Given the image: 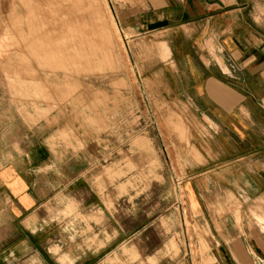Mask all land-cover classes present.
Instances as JSON below:
<instances>
[{"label":"crops","instance_id":"1","mask_svg":"<svg viewBox=\"0 0 264 264\" xmlns=\"http://www.w3.org/2000/svg\"><path fill=\"white\" fill-rule=\"evenodd\" d=\"M128 5L124 19L134 22L127 27L134 31L131 37L160 35L159 49L167 57L162 75L176 100L193 118L208 117L221 128L206 144L204 163L215 168L176 178L182 199L178 216L185 206L191 214L202 210L210 228L220 221L226 231L176 240L195 247L173 259L169 239L154 248L152 207L133 205L122 216L114 205L84 204L78 198L86 190H73V155H57L22 134L11 136L8 112H0V264H264V236L235 231L229 202L238 192L227 187L246 181L250 189L244 196L261 199L264 211V0H131ZM193 145L199 149L196 141ZM238 162L245 170L236 176L227 166ZM198 177L225 187L201 190ZM202 196L208 198L205 205ZM218 210L224 215L217 216ZM259 211L254 216L262 224ZM168 212L167 207L160 219H168Z\"/></svg>","mask_w":264,"mask_h":264},{"label":"rangeland","instance_id":"2","mask_svg":"<svg viewBox=\"0 0 264 264\" xmlns=\"http://www.w3.org/2000/svg\"><path fill=\"white\" fill-rule=\"evenodd\" d=\"M129 1L91 0V9L84 11L82 17L90 32L99 31H93L98 37L90 33L95 37L91 35L96 54L89 53L88 66L83 61L81 66L71 65L64 70L39 62L23 46L16 28L12 30L15 41L11 43V35L6 34L3 27L11 25L9 10L15 8L20 12L24 6L21 0H0V112H8L11 136L17 138L16 135L22 134L26 142L39 141L57 155L63 156L65 151L73 155V190H86V196L82 194L78 198L84 204L100 203L101 208L114 205L122 216L133 205L140 210L152 207L154 248L160 247L162 239H169V250L176 259L185 249L195 247L177 244L176 240L222 235L226 231L220 221L215 223L214 229L210 228L204 220L207 213L202 210L191 214L185 206L178 216L176 209L177 202L182 200L177 176L215 168L214 164L204 163L205 154L209 152L206 144L221 134V128L208 117L193 118L187 106L176 100L162 75V63L167 57L159 49L160 35L131 37L134 31L127 27L134 22L124 19L128 15ZM93 2L97 12L92 11ZM46 13L44 22L52 29V15L49 11ZM94 21L102 25H95ZM98 26L103 30H97ZM172 88L175 91V87ZM195 141L199 149L194 147ZM201 146L204 149H200ZM227 167L236 176L245 170L240 162ZM217 183L205 177L195 180L201 190L225 187ZM227 187L238 192L229 202L233 224L237 226L235 231L264 236L261 228L264 222L259 223L254 216L256 210L264 215L262 200L244 196L243 190L250 189L246 181L236 180ZM97 192L100 193L98 202ZM241 194L243 197L239 196ZM206 200L208 198L202 196L201 205L207 204ZM167 207L169 218L160 219ZM216 213L224 215L219 210ZM196 216L201 220H194ZM127 221L125 227L132 229L134 225Z\"/></svg>","mask_w":264,"mask_h":264},{"label":"bare ground","instance_id":"3","mask_svg":"<svg viewBox=\"0 0 264 264\" xmlns=\"http://www.w3.org/2000/svg\"><path fill=\"white\" fill-rule=\"evenodd\" d=\"M21 2L23 4V6H24V10L19 12L15 8L10 9L9 10V15H10V19L9 20L11 22V25L5 24L4 27H3V30H5V33L11 35V43L13 41H15L14 36L12 35V30L14 28H16V30L19 31V40L22 42L24 47H27L29 49L31 55H33L35 58H37V60L39 62H42L43 64H47L49 66H52L54 69H55V67L56 68L60 67V68H62L64 70H67L68 67H70L71 65H73L74 67H77L79 65L81 66L83 64V61H86V64H87V62L89 61V56H90L89 53L91 55L96 54L95 53L96 44L93 41V38H95V37H93V35H95L96 34L95 32H97V31L93 30L95 28V26L92 24V26H94L92 28V30L95 31L94 32L95 34L93 33V31L90 32L89 29L87 28V27H89V25L87 26V24H85L83 22V17H82V13L84 11H88L89 8L91 9V3H92L91 0H89L88 2H87V0H86V2H85V0H21ZM94 2H93V4L95 5L96 3H94ZM22 7H20V9ZM94 7H95V9L93 10ZM94 7L92 8V11H95L97 9L96 5ZM98 7H99V5H98ZM46 11H49L50 14L52 15V18H51L52 29H50L48 27V25H46L45 22H44V20L46 18L45 15L47 14ZM95 12H97V11H95ZM35 14H37V15H35ZM73 15H75V17ZM94 15H92L93 18L95 17ZM36 16H37L38 20H37ZM58 16H60V18H58ZM88 18H91V15ZM99 19L95 18V21L99 20ZM95 21H94V24H95ZM100 21L101 20H99V22ZM90 22H92V21L90 20ZM97 25H102V24L100 23V24H97ZM99 27H101V26H98L97 30L98 29H102L103 30V27H101V28H99ZM106 30H104V31H106ZM90 33H93V35L90 34ZM101 33H102V31H100L99 34L101 35ZM104 33H103L102 36H104ZM91 35H92L93 38H91ZM96 35H97L96 37L99 36L98 34H96ZM102 36H100V37H102ZM100 37H99V40L102 41L100 39ZM97 39L98 38H96V40ZM99 40H97V41H99ZM106 43L108 44V42H106ZM106 43H104V44H106ZM109 43H110V41H109ZM102 44H103V42H102ZM102 44H101V47H104ZM99 48H100V45H99ZM106 48H107V46H106ZM103 49L104 48H102L101 50H103ZM101 50H99V51H101ZM164 50H165V48H164ZM26 51H28V50H26ZM164 52H166V51H164ZM101 57L105 58V56H103V55ZM91 60H92V57H91ZM90 62H88V63L90 64ZM94 62H95V60H94ZM95 65L98 66V64H96V62H95ZM95 65H94V67H95ZM87 66H88V64H87ZM87 66H86V68L88 69ZM91 66H92V64H91ZM97 66H96V68H97ZM91 69H92V67H91ZM79 71L82 72V70H79ZM19 81H21V80H19ZM33 81H31V82L33 83ZM31 82H29V84ZM22 84L23 83H21V86H22ZM27 84H28V80H27ZM27 84H25V85L27 86ZM65 84H66V82H65ZM68 84H69V82H68ZM25 85L23 87H25ZM52 86H53V84H52ZM71 86H68V87L72 88ZM58 87H60V86H58ZM33 89L34 88H32V91H33ZM74 89H75V87H74ZM71 90L73 92V89H71ZM15 91L17 92L16 89H15ZM61 91H60V93L62 94L63 91L62 92ZM37 92H38V90H37ZM97 93L98 92H96V94ZM27 96L28 95H26L25 97L27 98ZM36 96H38V95H36ZM40 98H42V97H40ZM61 98H63V97H61ZM64 100H66V99L64 98ZM48 105H50V104H48ZM50 108H52V107H50Z\"/></svg>","mask_w":264,"mask_h":264}]
</instances>
